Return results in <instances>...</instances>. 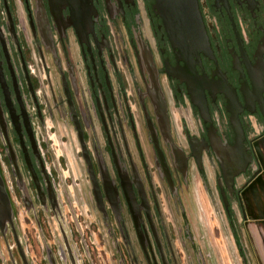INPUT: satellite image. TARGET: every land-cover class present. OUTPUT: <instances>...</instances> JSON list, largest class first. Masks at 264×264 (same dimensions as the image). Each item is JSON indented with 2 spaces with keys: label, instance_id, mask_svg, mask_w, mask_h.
I'll list each match as a JSON object with an SVG mask.
<instances>
[{
  "label": "flooded vegetation",
  "instance_id": "flooded-vegetation-1",
  "mask_svg": "<svg viewBox=\"0 0 264 264\" xmlns=\"http://www.w3.org/2000/svg\"><path fill=\"white\" fill-rule=\"evenodd\" d=\"M196 8L188 42L198 47L182 52L157 0H0V138L16 183L25 189L27 175L42 210L61 220L43 145L73 141L93 209L131 264H179L167 209L186 214L195 170L203 181L214 173L239 251L235 208L260 264L249 232L264 224V0ZM0 176L11 209L0 215L10 254L0 264H25L19 245L31 264L1 165ZM178 233L193 240L187 219ZM61 234L47 263L80 264Z\"/></svg>",
  "mask_w": 264,
  "mask_h": 264
},
{
  "label": "rangeland",
  "instance_id": "rangeland-1",
  "mask_svg": "<svg viewBox=\"0 0 264 264\" xmlns=\"http://www.w3.org/2000/svg\"><path fill=\"white\" fill-rule=\"evenodd\" d=\"M70 142L57 136L53 142H49L53 144L49 146V151L43 145L46 165L60 193L63 215L60 220L51 212L42 210L27 175L25 189L17 185L8 160L9 151L0 138L1 171L15 202L19 239L27 259L31 264H48L47 249L52 251L62 243V227L70 239L71 247L80 255V264H131L127 253L121 260L105 225L94 211L90 187L77 148L73 141L72 145ZM208 175L207 180L203 181L196 170L193 172L186 214L174 209L171 216L167 209L178 263L200 264L198 255L202 253L206 257V264H258L249 239L240 228L241 214L235 208L243 253L239 251L214 185V173ZM25 200H32L34 207L27 209ZM186 219L193 234V240L188 242L178 233V228L182 227ZM139 264H145L143 259L139 260Z\"/></svg>",
  "mask_w": 264,
  "mask_h": 264
},
{
  "label": "water",
  "instance_id": "water-1",
  "mask_svg": "<svg viewBox=\"0 0 264 264\" xmlns=\"http://www.w3.org/2000/svg\"><path fill=\"white\" fill-rule=\"evenodd\" d=\"M157 8L160 15L164 18L167 30L170 34L177 35L180 40L177 46L182 52L193 50L198 47L197 43L188 42V36L193 37L195 32L198 30L196 19H197V8L196 0H157ZM202 43H200V47ZM241 141L238 139L235 145V150L239 148ZM11 154L14 153L11 149ZM227 176L232 179L233 172H228ZM0 185H2V178L0 176ZM10 200L6 190L3 186H0V215L7 213L10 215ZM253 246L256 249V255L260 264H264V224L256 226L254 232H249ZM18 241V238H17ZM19 243V241H18ZM21 255L25 264V255L19 245Z\"/></svg>",
  "mask_w": 264,
  "mask_h": 264
},
{
  "label": "crops",
  "instance_id": "crops-1",
  "mask_svg": "<svg viewBox=\"0 0 264 264\" xmlns=\"http://www.w3.org/2000/svg\"><path fill=\"white\" fill-rule=\"evenodd\" d=\"M0 259H4V261L10 260V254L8 250L6 249L5 245L3 244V242L0 243Z\"/></svg>",
  "mask_w": 264,
  "mask_h": 264
}]
</instances>
